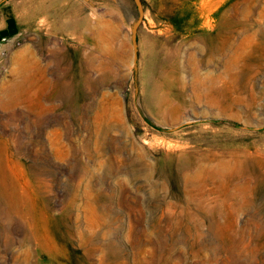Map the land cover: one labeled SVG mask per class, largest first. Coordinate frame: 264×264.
Instances as JSON below:
<instances>
[{
	"label": "rangeland",
	"instance_id": "374dc122",
	"mask_svg": "<svg viewBox=\"0 0 264 264\" xmlns=\"http://www.w3.org/2000/svg\"><path fill=\"white\" fill-rule=\"evenodd\" d=\"M141 3L134 70V0H0V264H264V0Z\"/></svg>",
	"mask_w": 264,
	"mask_h": 264
},
{
	"label": "bare ground",
	"instance_id": "6f19581e",
	"mask_svg": "<svg viewBox=\"0 0 264 264\" xmlns=\"http://www.w3.org/2000/svg\"><path fill=\"white\" fill-rule=\"evenodd\" d=\"M36 67V66H34ZM40 70L36 67V71H33L31 74H26L24 73L20 79L16 80V82H14V94L12 95V100H24V99H28L29 96L26 94V85H32L37 84L38 82H40Z\"/></svg>",
	"mask_w": 264,
	"mask_h": 264
},
{
	"label": "water",
	"instance_id": "95a60500",
	"mask_svg": "<svg viewBox=\"0 0 264 264\" xmlns=\"http://www.w3.org/2000/svg\"><path fill=\"white\" fill-rule=\"evenodd\" d=\"M134 2L138 9V16L131 27V41L133 45V67H134V70H136V64H137V35L136 34H137V27L143 18V8H142L141 0H134Z\"/></svg>",
	"mask_w": 264,
	"mask_h": 264
}]
</instances>
